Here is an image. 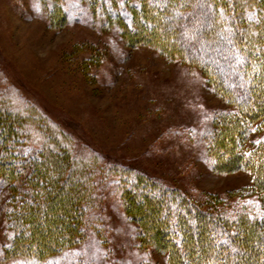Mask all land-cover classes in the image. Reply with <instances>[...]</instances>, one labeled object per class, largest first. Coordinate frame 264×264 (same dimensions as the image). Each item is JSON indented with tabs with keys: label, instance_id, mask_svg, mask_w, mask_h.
Segmentation results:
<instances>
[{
	"label": "trees",
	"instance_id": "1",
	"mask_svg": "<svg viewBox=\"0 0 264 264\" xmlns=\"http://www.w3.org/2000/svg\"><path fill=\"white\" fill-rule=\"evenodd\" d=\"M40 1L55 22L68 19L65 0ZM78 2L80 10L118 27L130 45L151 46L202 70L232 108L213 120L205 136L210 162L217 171L254 175L250 189L232 194L241 200L209 196L201 203L124 166L120 198L141 222L143 244L153 242L167 264H264V136L252 140L264 131V0ZM223 64L236 66L226 81L217 72ZM14 99L0 98V204L9 232L0 254L6 261L49 264L99 229L98 185L71 137L34 104L20 95ZM95 169L93 177L96 172L103 184L106 172L99 177ZM136 188L159 197L141 207Z\"/></svg>",
	"mask_w": 264,
	"mask_h": 264
},
{
	"label": "rangeland",
	"instance_id": "2",
	"mask_svg": "<svg viewBox=\"0 0 264 264\" xmlns=\"http://www.w3.org/2000/svg\"><path fill=\"white\" fill-rule=\"evenodd\" d=\"M63 6L68 19L55 22L40 0H0V98L14 103L10 98L20 95L68 134L98 185L103 231L90 230L49 264H167L153 242L143 244L141 222L122 203L121 168L156 178L195 202L209 196L237 201L232 194L250 189L253 173L215 170L205 139L213 120L232 108L198 67L151 46L130 45L118 27L80 10L78 0ZM235 68L223 64L217 72L224 78ZM261 136L264 131L253 133L252 140ZM94 166L99 177L106 172L103 184L96 172L93 177ZM135 196L141 207L159 197L138 188ZM3 197L0 187V203ZM1 210L0 204V253L9 237ZM0 264L32 263L0 254Z\"/></svg>",
	"mask_w": 264,
	"mask_h": 264
}]
</instances>
